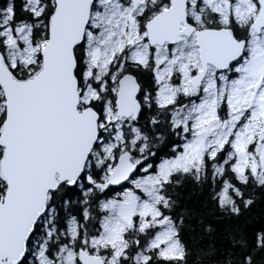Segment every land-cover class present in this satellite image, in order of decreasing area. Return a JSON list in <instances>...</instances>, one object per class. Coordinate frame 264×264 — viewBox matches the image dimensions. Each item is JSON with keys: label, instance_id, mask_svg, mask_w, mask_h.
<instances>
[{"label": "snow or ice", "instance_id": "obj_1", "mask_svg": "<svg viewBox=\"0 0 264 264\" xmlns=\"http://www.w3.org/2000/svg\"><path fill=\"white\" fill-rule=\"evenodd\" d=\"M0 264H264V0H0Z\"/></svg>", "mask_w": 264, "mask_h": 264}]
</instances>
